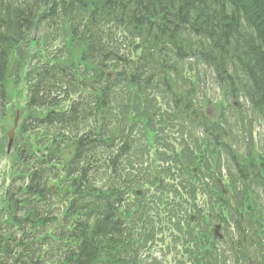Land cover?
<instances>
[{
  "label": "trees",
  "instance_id": "obj_1",
  "mask_svg": "<svg viewBox=\"0 0 264 264\" xmlns=\"http://www.w3.org/2000/svg\"><path fill=\"white\" fill-rule=\"evenodd\" d=\"M41 22L66 29L82 46L81 60L44 63L34 73L20 130L52 133L43 148L16 150L23 174L15 179L24 188L7 191L12 229L0 226V264H49L50 255L58 264L135 258L127 222L135 176L125 161L136 130L132 138L109 132L117 87L167 94L210 145L226 148L241 179L264 189V150L241 158L192 91L177 94L169 77L175 61L194 59L264 121V0H0V116L9 103L11 54Z\"/></svg>",
  "mask_w": 264,
  "mask_h": 264
},
{
  "label": "rangeland",
  "instance_id": "obj_2",
  "mask_svg": "<svg viewBox=\"0 0 264 264\" xmlns=\"http://www.w3.org/2000/svg\"><path fill=\"white\" fill-rule=\"evenodd\" d=\"M36 28L28 46L21 47L24 50L21 49L20 56L18 52L12 55L9 105L0 117V225L8 220L5 190L14 176L23 174L17 148L23 144L32 150L43 148L51 133L45 129L20 133L19 126L15 127V120L20 124L25 115L29 77L35 65L78 63L80 59L79 44L70 40L66 30H51L44 25ZM175 67L176 71L171 73L175 90L181 94L192 91L206 115L222 123L227 145L243 159L248 152L253 151L256 156L262 153L264 121L243 97L232 98L198 61L175 62ZM116 95L112 130L125 125L136 128L137 134L135 150L124 163L126 170L135 172L138 179L127 196L138 253V259L130 264H238L243 251L230 254L225 245L213 248L208 239V230L217 223L218 214L223 235L240 223L247 229L252 236L246 244L250 247V264H256V260L264 264V191L256 181H240L225 149L205 145L200 131L180 119L166 96L139 95L126 87L119 88ZM229 186L235 203L232 208L220 198V192H229ZM234 210L241 212V216ZM197 238L201 242L193 248L189 241ZM206 238L211 242V255L204 259L201 246ZM49 264H56L55 258Z\"/></svg>",
  "mask_w": 264,
  "mask_h": 264
},
{
  "label": "bare ground",
  "instance_id": "obj_3",
  "mask_svg": "<svg viewBox=\"0 0 264 264\" xmlns=\"http://www.w3.org/2000/svg\"><path fill=\"white\" fill-rule=\"evenodd\" d=\"M132 136H133V135H132ZM132 136H131V138H132ZM133 138H134V143H135V142L137 141V136L134 135ZM135 147H136V145H135V146H133V145H132V146L129 145V147H128V148H129V150H128L129 152H128V153H132V152L135 150Z\"/></svg>",
  "mask_w": 264,
  "mask_h": 264
},
{
  "label": "water",
  "instance_id": "obj_4",
  "mask_svg": "<svg viewBox=\"0 0 264 264\" xmlns=\"http://www.w3.org/2000/svg\"><path fill=\"white\" fill-rule=\"evenodd\" d=\"M217 232H215V234H216Z\"/></svg>",
  "mask_w": 264,
  "mask_h": 264
}]
</instances>
